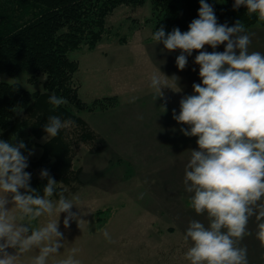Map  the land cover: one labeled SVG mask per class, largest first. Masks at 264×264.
Listing matches in <instances>:
<instances>
[{
	"label": "clouds",
	"instance_id": "obj_1",
	"mask_svg": "<svg viewBox=\"0 0 264 264\" xmlns=\"http://www.w3.org/2000/svg\"><path fill=\"white\" fill-rule=\"evenodd\" d=\"M199 3L198 18L187 31L177 27L166 33L161 26L152 35L165 50H180L175 61L179 70L185 69L194 50L198 52L194 62L199 65L201 83H194L193 94L180 100L178 115L173 110V119L188 126L181 128L183 135L197 137L198 148L191 150L183 183L192 194L190 207L207 220V224L189 222L184 240L191 241V246L185 259L189 264H248L247 248L241 243L252 235L248 225L253 217L255 237L264 248V53L249 51L252 37L240 20L233 26L219 24L213 7L206 0ZM241 6L264 22V0H234V9ZM221 44L226 45L223 52L203 50L206 45L216 49ZM167 78L160 70L149 77L155 100L164 97L163 88H171ZM49 103L58 107L67 101L53 94ZM73 125L72 120L50 116L43 126L44 139L55 138ZM14 141L16 137L0 139V264H21L28 253H34L30 264H49V258L65 246L59 230L61 213L66 214L65 228L71 221L80 226L83 220L72 211L73 206L80 207L74 203L77 198L68 199L63 191L58 200L52 199L58 182L47 170L40 173L47 179L43 195L37 194L30 187L31 173L25 171L28 157L22 150L26 144ZM45 216L56 219L33 226ZM103 235L111 242L107 231ZM78 252L71 248L57 264H81Z\"/></svg>",
	"mask_w": 264,
	"mask_h": 264
},
{
	"label": "rangeland",
	"instance_id": "obj_2",
	"mask_svg": "<svg viewBox=\"0 0 264 264\" xmlns=\"http://www.w3.org/2000/svg\"><path fill=\"white\" fill-rule=\"evenodd\" d=\"M151 16L150 1L140 6L122 4L107 17L110 32L95 49L83 46L70 52L79 65L75 78L81 84L80 98L90 103L110 96L112 100L107 103L117 102L105 109L79 112L98 133L97 139L82 140L77 145L73 168H80L81 182L77 191L65 196L77 198L74 203L80 209L73 206L72 211L83 221L80 226L71 221L65 228L66 214L61 213L59 230L65 246L60 254L49 258V264L66 258L73 247L79 249L76 259L81 264H189L185 253L191 241L184 240L189 222L195 219L207 224L205 216L190 207L192 194L185 191L183 183L191 150L198 148L197 137L183 135L181 128L188 126L173 119V110L179 114L180 100L193 94V87L188 90L171 78L172 55L166 54L162 43L153 41L152 24H144ZM158 70L168 77L172 89L163 88L164 97L155 100L149 77ZM28 76L23 71L15 78L3 77L32 90L41 88L30 84ZM133 97L135 101L130 102ZM69 128L72 134L78 129L75 124ZM41 152V147L31 145L26 155L32 158ZM109 206L113 211L104 214L106 222L98 225L96 211ZM49 219L56 217H41L33 226ZM256 225L253 217L248 225L252 235L241 243L247 248L248 264H264V248L255 237ZM105 231L111 242L104 237ZM8 251L15 254L14 249ZM32 255L25 254L21 264H30Z\"/></svg>",
	"mask_w": 264,
	"mask_h": 264
},
{
	"label": "trees",
	"instance_id": "obj_3",
	"mask_svg": "<svg viewBox=\"0 0 264 264\" xmlns=\"http://www.w3.org/2000/svg\"><path fill=\"white\" fill-rule=\"evenodd\" d=\"M147 1L151 2L152 16L144 24H152L153 33L161 26L166 33L177 27L185 32L190 22L198 18L199 0H0V139L22 140L26 144L22 150L26 157L31 145L42 148L39 156L28 157L25 169L34 175L30 187L37 194H41L43 183H47L46 178L40 177L42 170H47L58 182L55 198H59L61 191L67 196L78 190L81 170L73 168L76 147L82 140L98 138L96 130L79 112L97 107L105 109L117 102L107 103L112 100L110 96L90 103L80 98L81 84L75 78L79 65L70 52L83 46L95 49L110 32L107 17L118 6H140ZM206 2L213 7L219 24L233 26L237 20L245 28L264 24L255 14L248 15L246 7L234 9V0ZM23 71L29 73L30 84L41 88L32 90L21 82L4 80L3 76L15 78ZM53 94L67 103L53 107L49 103ZM50 116L72 120L78 129H74V134L72 128L62 129L55 138L41 141L46 135L43 126ZM112 211L110 206L97 210L98 225L102 226L106 222L102 216Z\"/></svg>",
	"mask_w": 264,
	"mask_h": 264
},
{
	"label": "crops",
	"instance_id": "obj_4",
	"mask_svg": "<svg viewBox=\"0 0 264 264\" xmlns=\"http://www.w3.org/2000/svg\"><path fill=\"white\" fill-rule=\"evenodd\" d=\"M247 32L251 34L252 42L249 46V51H258L264 53V24H254L246 28ZM225 44H221L216 49H212L210 46H205L204 51L212 52L218 51L223 52L225 49ZM167 55H172V61L170 62L172 75L177 77L176 83L181 87H187L191 90L194 83H201L199 77V65L195 64V56L198 54L196 50L193 51L192 55L188 57V63L184 70H179L176 66V57L180 55V50H175L172 52L166 51ZM165 67L170 71V66L165 65Z\"/></svg>",
	"mask_w": 264,
	"mask_h": 264
},
{
	"label": "built area",
	"instance_id": "obj_5",
	"mask_svg": "<svg viewBox=\"0 0 264 264\" xmlns=\"http://www.w3.org/2000/svg\"><path fill=\"white\" fill-rule=\"evenodd\" d=\"M1 81H2V78L0 77V83H1Z\"/></svg>",
	"mask_w": 264,
	"mask_h": 264
}]
</instances>
